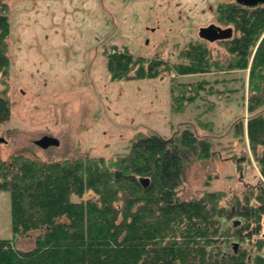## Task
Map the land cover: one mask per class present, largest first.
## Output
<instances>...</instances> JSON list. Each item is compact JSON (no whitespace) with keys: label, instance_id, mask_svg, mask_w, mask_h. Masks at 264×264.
Listing matches in <instances>:
<instances>
[{"label":"rangeland","instance_id":"rangeland-1","mask_svg":"<svg viewBox=\"0 0 264 264\" xmlns=\"http://www.w3.org/2000/svg\"><path fill=\"white\" fill-rule=\"evenodd\" d=\"M2 1L8 4L10 29L0 94L8 100L10 117L0 123L6 140L0 143V173L18 155L43 161L110 158L126 153L137 134L170 137L190 128L205 136L211 148L208 157L188 166L181 198L221 191V205L230 207L232 197L241 199L264 186L246 129H235L245 127L252 114L264 116V103L248 111L250 95L261 93L262 80L250 77V67L264 30L247 66L233 69L227 66L232 56L223 40L199 36L209 25L231 27V38L239 35L217 18L219 9L234 0ZM195 43L204 44L218 65L189 74L171 70L120 80H113L106 66L109 54L127 49L135 56L161 59L172 69L190 63L185 52ZM44 135L58 144L39 146L36 141ZM2 178L0 174V182ZM259 222L260 233L242 243L249 257L264 256V213ZM37 234H19L16 247L31 249ZM12 237L10 194L0 187V239Z\"/></svg>","mask_w":264,"mask_h":264},{"label":"trees","instance_id":"trees-1","mask_svg":"<svg viewBox=\"0 0 264 264\" xmlns=\"http://www.w3.org/2000/svg\"><path fill=\"white\" fill-rule=\"evenodd\" d=\"M225 6L219 9L218 20L239 32L223 40L232 56L227 66L245 67L264 30V4ZM8 14V4L0 0V71L4 73L9 64ZM187 54L190 63L171 69L161 59L135 56L124 49L109 54L106 66L113 80H120L153 78L171 70L189 74L218 65L211 62L204 44H192ZM250 71L252 79L262 80L261 93L249 97L248 111L253 112L264 103V37ZM9 117L8 100L0 94V123ZM235 129L239 133L246 129L264 175V116L252 114L245 127ZM210 148L205 136L185 128L170 137L153 131L137 134L127 152L116 157L48 161L12 157L0 173L5 177L0 187L10 194L13 232L12 238L0 239V264H264V256L249 257L242 247L260 233L263 185L241 199L232 197V207L221 205L225 197L221 191H205L190 199L178 193L188 166L194 159L208 157ZM140 179L148 183L143 185ZM250 197L257 202L250 203ZM34 230L38 234L33 247L18 249L17 236Z\"/></svg>","mask_w":264,"mask_h":264},{"label":"water","instance_id":"water-1","mask_svg":"<svg viewBox=\"0 0 264 264\" xmlns=\"http://www.w3.org/2000/svg\"><path fill=\"white\" fill-rule=\"evenodd\" d=\"M237 4H240L245 7L254 8L256 6L264 4V0H234ZM199 36L208 41L216 40H226L232 37V28H221L215 25H209L207 27L201 28L199 31ZM6 142L4 137L0 136V143ZM36 143L43 147L47 148L50 145L58 144V140L52 136L44 135ZM143 185L148 183L147 179H140Z\"/></svg>","mask_w":264,"mask_h":264}]
</instances>
